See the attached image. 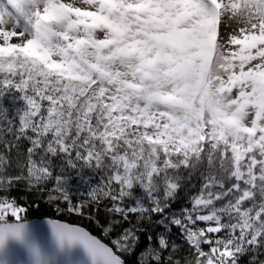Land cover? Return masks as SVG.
I'll list each match as a JSON object with an SVG mask.
<instances>
[{"label":"trees","instance_id":"trees-1","mask_svg":"<svg viewBox=\"0 0 264 264\" xmlns=\"http://www.w3.org/2000/svg\"><path fill=\"white\" fill-rule=\"evenodd\" d=\"M92 38H67V66L36 48L9 59L18 80L4 95L0 203L15 201L5 179L25 151L24 164L41 171L29 187L35 212L85 227L126 264H205L229 239L247 264H264V121L243 126L238 113L224 126H201L196 106H207L209 87L200 77L182 91L185 121L162 138L149 116L161 99L159 70L109 97L130 54L118 33Z\"/></svg>","mask_w":264,"mask_h":264},{"label":"rangeland","instance_id":"rangeland-1","mask_svg":"<svg viewBox=\"0 0 264 264\" xmlns=\"http://www.w3.org/2000/svg\"><path fill=\"white\" fill-rule=\"evenodd\" d=\"M117 33L130 58L108 96L115 98L124 85L139 87L145 74L159 69L161 101L150 112L155 134L173 136L186 116L182 90L203 74L210 108H196L204 126H224L238 112L254 127L261 116L264 120V0H0V135L7 113L4 95L18 80L11 57L36 48L54 65L67 66L73 61L67 34L90 35L89 44ZM76 56L80 62V53ZM55 91L53 86L50 93ZM213 112L226 118L213 119ZM24 161L25 151L16 153L5 179L15 201L0 203V215H13V221L41 218L34 209L37 193L29 188L41 171ZM214 222L213 229L221 227ZM189 237L196 241L195 235ZM241 252L229 239L211 248L205 264H247Z\"/></svg>","mask_w":264,"mask_h":264},{"label":"water","instance_id":"water-1","mask_svg":"<svg viewBox=\"0 0 264 264\" xmlns=\"http://www.w3.org/2000/svg\"><path fill=\"white\" fill-rule=\"evenodd\" d=\"M0 264H126L83 226L52 218L0 223Z\"/></svg>","mask_w":264,"mask_h":264}]
</instances>
